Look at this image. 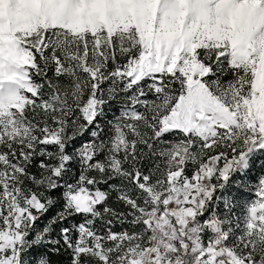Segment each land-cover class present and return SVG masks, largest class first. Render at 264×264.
<instances>
[{
	"label": "snow or ice",
	"instance_id": "snow-or-ice-1",
	"mask_svg": "<svg viewBox=\"0 0 264 264\" xmlns=\"http://www.w3.org/2000/svg\"><path fill=\"white\" fill-rule=\"evenodd\" d=\"M0 264H264V0H0Z\"/></svg>",
	"mask_w": 264,
	"mask_h": 264
}]
</instances>
